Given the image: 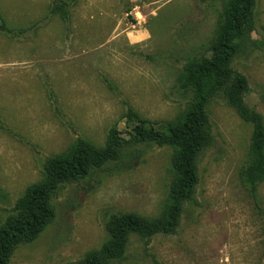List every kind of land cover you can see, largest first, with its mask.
Returning a JSON list of instances; mask_svg holds the SVG:
<instances>
[{"label": "rangeland", "instance_id": "1", "mask_svg": "<svg viewBox=\"0 0 264 264\" xmlns=\"http://www.w3.org/2000/svg\"><path fill=\"white\" fill-rule=\"evenodd\" d=\"M225 0H0V229L49 158L79 138L127 139L117 159L50 197L52 218L7 264H87L113 242L114 220L155 219L175 182L172 147L129 137L131 110L159 128L183 116L193 92L184 67L210 47ZM231 66L248 80L246 105L264 117V0ZM212 138L174 233L132 232L120 260L101 264H264V183L242 180L253 126L224 91L208 106Z\"/></svg>", "mask_w": 264, "mask_h": 264}, {"label": "trees", "instance_id": "2", "mask_svg": "<svg viewBox=\"0 0 264 264\" xmlns=\"http://www.w3.org/2000/svg\"><path fill=\"white\" fill-rule=\"evenodd\" d=\"M256 0H225L215 37L209 49L188 63L179 78V86L193 92L190 109L175 121L154 125L133 111L126 115L136 141L153 140L172 147L175 182L170 187L163 213L148 219L135 214L119 215L114 220L113 242L101 252L89 254L87 264H101V257L120 260L124 257L128 237L136 232L148 236L176 232L184 202L189 200L198 183L197 154L211 138L208 106L221 90L224 98L240 118L253 126L248 162L242 180L257 198L258 187L264 183V117L244 101L247 78L231 66L238 42L254 27ZM127 144L118 129H112L105 146L98 147L79 138L65 152L49 158L44 177L28 187L17 201L7 225L0 229V264H7L16 245L35 238L52 218L50 197L65 183L84 178L90 172L118 158Z\"/></svg>", "mask_w": 264, "mask_h": 264}]
</instances>
